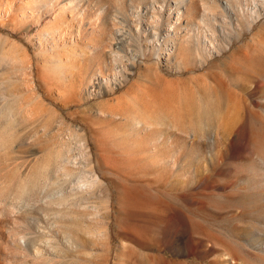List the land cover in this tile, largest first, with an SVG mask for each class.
Here are the masks:
<instances>
[{
  "label": "rangeland",
  "instance_id": "obj_1",
  "mask_svg": "<svg viewBox=\"0 0 264 264\" xmlns=\"http://www.w3.org/2000/svg\"><path fill=\"white\" fill-rule=\"evenodd\" d=\"M0 264H264V0H0Z\"/></svg>",
  "mask_w": 264,
  "mask_h": 264
},
{
  "label": "bare ground",
  "instance_id": "obj_2",
  "mask_svg": "<svg viewBox=\"0 0 264 264\" xmlns=\"http://www.w3.org/2000/svg\"><path fill=\"white\" fill-rule=\"evenodd\" d=\"M33 1H35V0H33ZM177 4V6H175L176 7V9H177V13H178V17H181V10H180V8H179V6H178V3H176ZM34 7H36L35 5H34ZM173 9V8H172ZM256 13V12H255ZM258 14H259V12H258ZM203 22V21H202ZM149 23H150V21H149ZM146 24H148V23H146ZM251 26V25H250ZM118 31V33H116V36H114L113 37V39H112V43H111V45H110V50H109V53L110 54H112V57L114 58V60H115V58H116V56H117V54H118V52L120 51V49H121V44H122V40H123V33H122V29H119V30H117ZM156 34L157 33H155V34H152V38L153 39H157L156 37ZM145 36V35H144ZM146 37H151V35H149V36H146ZM93 39V38H92ZM169 40H171L170 42H174L172 39H169ZM199 40V39H198ZM204 41H206L207 43H208V45H210L212 48H214V47H216L215 46V43H214V41H212L211 39H208L207 38V36L204 38ZM89 42H90V40H89ZM91 42H94L93 40H91ZM205 42V43H206ZM166 43H167V40H166ZM175 43V42H174ZM205 47H206V44L204 45ZM118 47H119V49H118ZM161 49V52L162 53H168V52H165L164 50H163V48H160ZM216 49V48H215ZM137 56V55H136ZM132 63V62H131ZM133 64H135V62H133ZM128 70L127 69H124V68H121V69H114L113 71H112V73L110 72V71H107L106 73H103V71H101L100 73H97V74H95V76H96V80H97V84H98V91L99 92H104V93H110L112 90H113V83H116V84H118V81H121V79H122V77L124 76V75H126V72H127ZM101 80L102 81H104L105 83L104 84H102V82H101ZM93 90H94V88H93ZM137 122H138V124L140 123V121L139 120H137ZM93 178V177H92ZM81 181V180H80ZM83 181V180H82ZM102 182V180H101V178L100 177H98V176H96L94 179H93V184H100ZM82 183H84V182H82ZM81 183V184H82ZM88 184V183H87ZM91 184L92 183H90V186H91ZM92 184V185H93ZM86 185V184H85ZM41 252H42V250H41V248H40V246H38L37 244H34V249H33V252H32V255H34V257H38L40 254H41Z\"/></svg>",
  "mask_w": 264,
  "mask_h": 264
}]
</instances>
